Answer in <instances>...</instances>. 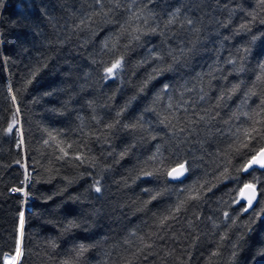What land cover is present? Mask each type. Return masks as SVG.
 Instances as JSON below:
<instances>
[{"label": "trees", "instance_id": "obj_1", "mask_svg": "<svg viewBox=\"0 0 264 264\" xmlns=\"http://www.w3.org/2000/svg\"><path fill=\"white\" fill-rule=\"evenodd\" d=\"M176 9L180 15L169 25ZM141 10L145 30L157 31L137 42L121 26L136 27L129 20ZM262 20L260 0H0V253L14 254L23 212L20 264H264V257L252 259L264 240V215L232 256L237 236L264 209L261 184L259 202L248 213L240 189L256 183L253 177L264 182V170L239 171L246 159L229 149L232 133L252 126L242 113L264 120V80L257 81L264 75ZM245 23L249 29L238 31ZM180 48L192 49L186 62L140 92L156 66L149 50L163 55ZM121 56L123 67L104 79V69ZM228 60L244 71L234 72ZM238 83L241 92L218 100ZM165 84L170 88L162 93ZM254 85L258 95L245 98ZM170 114L178 117L175 127L160 123ZM200 116L205 121L196 123ZM13 117L17 127L8 134ZM117 119L143 127L106 131ZM61 147L68 152L64 159ZM159 160L168 170L187 161L189 170L177 182L165 174L136 179L142 169L163 167ZM225 168L227 179L221 177ZM199 185H205L201 198L161 226L185 190ZM157 192L163 195L152 200ZM70 220L79 227L65 231Z\"/></svg>", "mask_w": 264, "mask_h": 264}, {"label": "snow or ice", "instance_id": "obj_2", "mask_svg": "<svg viewBox=\"0 0 264 264\" xmlns=\"http://www.w3.org/2000/svg\"><path fill=\"white\" fill-rule=\"evenodd\" d=\"M98 4H100L101 0H96ZM260 3L262 6H264V0H260ZM22 7V6H21ZM106 15V14H105ZM144 15L143 10H141L139 13L133 12L132 16L130 17L129 23L135 22L136 27H132L129 31L128 27H122V34H128L131 36L132 40H135L139 42L142 38V36H148L150 34H153L157 31L156 28L148 27L147 30H145V26L148 25V18L145 17L141 21V17ZM180 15V9H176L174 13H172V17L169 19L168 24H174L175 23V17ZM252 15L253 20L256 19L255 15ZM91 19V17H89ZM84 21L81 20V24H83ZM187 23L189 25H192L194 22L191 19L187 20ZM261 23H264V20L261 21ZM249 29V24H241L238 31H247ZM253 40L256 39L255 36L252 37ZM192 49H188L187 51L184 48H180L178 53L173 52L172 50H169L165 54H161L159 51H156L155 49L149 50V58L151 59L152 63L156 66L152 68V71L148 74L146 79L143 81V85L140 87V92H144L147 85L152 81L153 79H156L159 76H162L165 72H171L176 70V66L182 65L186 62L190 52ZM238 51H240L238 49ZM245 53H248L249 49H243ZM247 57L242 56L240 59L245 60ZM168 61H171L170 63ZM147 60L142 61L141 63H146ZM226 63L232 65V70L234 72H242L244 71L243 66H237V62L234 60H228ZM166 65V66H165ZM123 67V56L116 59L114 62L111 63L110 67H106L104 69L105 76L104 79H109L116 75L119 70ZM260 68L264 70V63L260 64ZM39 69H35V72H38ZM226 79V77H225ZM264 80V75L257 77V81ZM255 85L253 88L247 89V91L243 92V95L245 98H250L251 96L258 95L256 91H254ZM170 86L165 84L163 88L161 89L162 93H167L169 91ZM241 84H233L230 88H227L225 91L221 92V95L219 96L218 100L220 102H224L228 99H231L233 95H235L237 92H241ZM48 95H51L52 93H47ZM160 96L158 94L157 99H159ZM204 97L201 96L200 99H203ZM13 101L15 100V96H12ZM169 100H171V97H169ZM183 102L181 103L180 107H182ZM261 105L264 106V99L261 100ZM173 106L171 103L168 104V108L171 109ZM148 111H154V109H148ZM262 111H264V108H262ZM244 116H248L249 120L252 121V126L249 128H237L232 135L234 136L233 143L229 145L230 151L235 152L238 156H241L242 158L246 159V163L242 164L239 167V171L246 172L248 174H251L252 171L256 170H264V120H252V117L249 115V113H242ZM120 113H117V116L119 117ZM218 115V114H217ZM257 116L261 115V113H256ZM239 117H237L238 119ZM173 121H178V117L175 116V114H170V116H165L164 119L160 121V123L167 122V125L170 127H175L176 125L173 123ZM201 121H205L204 116H200L199 120L196 121V123H200ZM191 123V121H189ZM261 125L260 127H256V125ZM119 126H122L124 128H137V127H143L142 123L139 124H132V125H121V122L119 119H117L114 123L106 124L105 130L111 131L114 128H117ZM17 127V122L15 120V117H13L12 122L8 125L6 132L8 134H12L14 128ZM181 133L185 131V128L181 127L179 129ZM22 136V133H21ZM243 137V139H241ZM155 138V137H153ZM49 141H45V144H48ZM17 147H20L18 144ZM70 147V145H69ZM258 148V150H257ZM60 152L63 154L59 158L64 159L68 156V152L65 151L63 147L60 148ZM126 153H121L120 155L123 157ZM250 158H247L249 157ZM75 159L79 160L81 163L85 162V157L83 155H77ZM157 158L156 156H153L150 158V160L155 161ZM174 162V161H170ZM19 163V161H17ZM159 164L163 165V167H157L155 171H148L142 169L139 174L136 176V179H140L141 177H151L156 174H165L167 177L173 179V180H180L182 177L185 176V173L189 170L188 167H186L187 161L184 163H177L176 167H172L170 170H168L167 165L163 160L158 161ZM228 169L225 168L224 172L221 173V177L224 179H227ZM29 179L28 174L25 175V181ZM253 179L256 181V183H246L243 185V188L240 189L239 197L243 198L247 202V206L244 207L242 205V211L248 212L250 208L253 207V202L257 201V192H256V186L257 184H261L260 192L261 194H264V182H261L258 177H253ZM94 190L97 193L101 192L100 182L97 180L94 182ZM205 189V185H199L198 187H193L190 189H186L188 195L184 200H181L170 212L169 215L163 216L159 220V224L161 226L165 225L166 222L169 219H175L176 214L180 212V210L184 207V205L191 201V200H199L202 196L203 190ZM245 190H251L250 192H247ZM13 191L20 192L23 191V188H16L13 189ZM146 193L151 194V190L145 189ZM207 191H211V188H208ZM27 195V193H25ZM163 195L162 192H157L155 195H152L151 199L155 200L158 196ZM231 195V194H230ZM69 199L72 201H78L79 197H71L69 196ZM150 202V201H149ZM232 203H240L239 198H233L231 200ZM264 215V209H262L261 213H255L254 216L250 219L249 222L246 223L245 227H247V232H245L243 235L237 236V241L232 245L233 247V253L232 256H236V249L239 247H242L244 243H247L245 241V235L250 234L253 229L251 227V224L255 223V220L259 217ZM225 217L229 216L228 212L224 213ZM233 223H235V220H233ZM24 224H25V218L24 213L21 212L19 215V226H18V232H19V239L16 240V247L14 250V254L9 256L3 253H0V256H2V264H20L21 258L23 256V250H22V241H23V234H24ZM74 227H79V224H77L74 220H70L68 224L65 226V231H69ZM261 247H258L256 249L255 256L252 257L254 260L256 256L264 257V240L260 241ZM54 247V245H53ZM144 248H150L152 245L146 244L143 245ZM78 255H82L84 251H86V248L84 245H80L79 248L76 250ZM143 251V248L137 249V252ZM133 258H138L136 256V253H133ZM61 264H70L69 261H62ZM126 264H132V261H126Z\"/></svg>", "mask_w": 264, "mask_h": 264}, {"label": "water", "instance_id": "obj_3", "mask_svg": "<svg viewBox=\"0 0 264 264\" xmlns=\"http://www.w3.org/2000/svg\"><path fill=\"white\" fill-rule=\"evenodd\" d=\"M172 180H173V179H172ZM245 191L250 192L251 190H245ZM256 192H257V201H258V196H259V195H258V191H257V189H256ZM242 200H243L244 202H246L245 199L242 198ZM257 201H254V202H253V207L256 205ZM246 205H247V202H246ZM253 207H252V208H253ZM252 208H250V209H252ZM250 209H249V210H250ZM249 210H248V211H249Z\"/></svg>", "mask_w": 264, "mask_h": 264}, {"label": "bare ground", "instance_id": "obj_4", "mask_svg": "<svg viewBox=\"0 0 264 264\" xmlns=\"http://www.w3.org/2000/svg\"><path fill=\"white\" fill-rule=\"evenodd\" d=\"M176 167V166H174ZM186 174V173H185ZM185 177V176H184ZM184 177H182L180 180H182ZM172 182H177V181H180V180H172L171 178H169ZM245 213H248V212H245Z\"/></svg>", "mask_w": 264, "mask_h": 264}, {"label": "rangeland", "instance_id": "obj_5", "mask_svg": "<svg viewBox=\"0 0 264 264\" xmlns=\"http://www.w3.org/2000/svg\"><path fill=\"white\" fill-rule=\"evenodd\" d=\"M9 256H11V254H8Z\"/></svg>", "mask_w": 264, "mask_h": 264}]
</instances>
